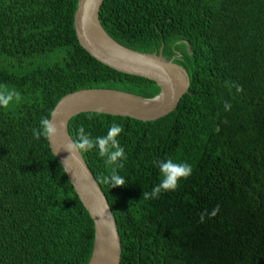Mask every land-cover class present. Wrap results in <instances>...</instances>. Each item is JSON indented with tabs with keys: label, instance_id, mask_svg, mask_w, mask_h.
I'll return each mask as SVG.
<instances>
[{
	"label": "trees",
	"instance_id": "obj_1",
	"mask_svg": "<svg viewBox=\"0 0 264 264\" xmlns=\"http://www.w3.org/2000/svg\"><path fill=\"white\" fill-rule=\"evenodd\" d=\"M77 3L0 0V264L89 260L92 219L47 136L33 135L56 102L86 88L159 91L80 46ZM99 19L129 48L163 44L189 75L176 108L157 119L82 112L68 122L76 146L81 126L93 140L123 129L114 165L78 148L114 214L120 264H264V0H104ZM164 159L191 164L192 174L154 196Z\"/></svg>",
	"mask_w": 264,
	"mask_h": 264
},
{
	"label": "water",
	"instance_id": "obj_2",
	"mask_svg": "<svg viewBox=\"0 0 264 264\" xmlns=\"http://www.w3.org/2000/svg\"><path fill=\"white\" fill-rule=\"evenodd\" d=\"M104 0H78L73 16L80 46L100 63L123 73L150 79L158 93L146 98L110 88H86L65 94L54 106L49 121L57 132L47 136L52 154L64 169L75 193L93 222V243L87 264H120L121 243L108 200L68 131V122L82 112L128 116L141 121L174 110L189 87L187 70L158 51L141 52L114 40L103 28L99 11ZM189 46L188 42L186 43Z\"/></svg>",
	"mask_w": 264,
	"mask_h": 264
},
{
	"label": "clouds",
	"instance_id": "obj_3",
	"mask_svg": "<svg viewBox=\"0 0 264 264\" xmlns=\"http://www.w3.org/2000/svg\"><path fill=\"white\" fill-rule=\"evenodd\" d=\"M237 92L241 91L240 86H236ZM11 93L8 99H11ZM225 110L230 108V104L225 102ZM42 131L37 132L33 129V135L39 139L42 134L44 136H51L57 132V127L52 124L47 118L41 120ZM80 143L77 145L79 149L90 151L93 148L99 150L101 157H106V163L114 165L119 157L124 154V149L120 146L117 136L123 131L122 127L118 124H113L104 136L95 137L94 140L87 135H84V128L81 126L78 130ZM81 153V152H80ZM82 155V154H81ZM159 173L162 177L159 184L153 187V195L159 196L162 191H175L179 186L182 179H187L192 174V165L187 162H175L172 159H164L156 162ZM108 176L104 177V182L107 183ZM111 180L113 185H122L124 180L119 177L115 172L111 173ZM203 219V215L201 216Z\"/></svg>",
	"mask_w": 264,
	"mask_h": 264
},
{
	"label": "bare ground",
	"instance_id": "obj_4",
	"mask_svg": "<svg viewBox=\"0 0 264 264\" xmlns=\"http://www.w3.org/2000/svg\"><path fill=\"white\" fill-rule=\"evenodd\" d=\"M61 98H62V97H61ZM61 98H60V99H61ZM60 99L56 102V104L60 101ZM56 104H55V105H56ZM55 105H54V106H55ZM53 108H54V107H53Z\"/></svg>",
	"mask_w": 264,
	"mask_h": 264
}]
</instances>
